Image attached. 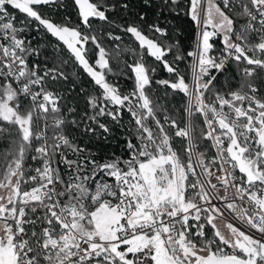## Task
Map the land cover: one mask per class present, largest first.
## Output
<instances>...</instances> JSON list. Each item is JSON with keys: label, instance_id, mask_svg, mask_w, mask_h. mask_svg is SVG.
I'll return each instance as SVG.
<instances>
[{"label": "snow or ice", "instance_id": "1", "mask_svg": "<svg viewBox=\"0 0 264 264\" xmlns=\"http://www.w3.org/2000/svg\"><path fill=\"white\" fill-rule=\"evenodd\" d=\"M67 6L0 0V264H264V0Z\"/></svg>", "mask_w": 264, "mask_h": 264}, {"label": "trees", "instance_id": "2", "mask_svg": "<svg viewBox=\"0 0 264 264\" xmlns=\"http://www.w3.org/2000/svg\"><path fill=\"white\" fill-rule=\"evenodd\" d=\"M66 4L68 5L66 10L72 15V18L75 20V12L73 11L72 7H71V0H66ZM183 7H187V4H183ZM52 16L53 18L56 19H60L62 17V13L57 14L56 12H52ZM149 19H151V16H149ZM169 21L171 22V26L175 27L177 29H179L180 32V39L183 42V45L186 48H191L192 47V41H193V35H194V24L193 22L190 20L189 17L185 16L183 14V12H180L179 15L174 19L173 16H169L168 17ZM97 30L99 31V25H97ZM112 46V42H108L105 41V47H111ZM123 46V44L121 45ZM221 47V45L217 42V48ZM129 54H125V57H127ZM112 67L114 69V71H117V65L115 63L112 64ZM166 73H159L158 78H166ZM227 75V73L225 74ZM220 81L222 82L224 80V76H220ZM119 83L121 84V87L123 88H130L131 87V81H127L124 79H121L119 81ZM180 101V97H176V100L173 101V103H178ZM117 136H119V133L117 132ZM85 143H87V141H84ZM0 147H3L2 144H0ZM90 147H93L94 150H96L98 153H100L101 155L106 154V153H111V152H116L117 154L120 153V149L121 146L118 145L117 143L113 142L110 145H107L103 148V150H101L100 147L96 146V145H90Z\"/></svg>", "mask_w": 264, "mask_h": 264}, {"label": "built area", "instance_id": "3", "mask_svg": "<svg viewBox=\"0 0 264 264\" xmlns=\"http://www.w3.org/2000/svg\"><path fill=\"white\" fill-rule=\"evenodd\" d=\"M196 38V28H195V25H194V35H193V41L195 40ZM193 41H192V46H193ZM213 183H216L215 180H213ZM229 191L231 192V189H229Z\"/></svg>", "mask_w": 264, "mask_h": 264}]
</instances>
